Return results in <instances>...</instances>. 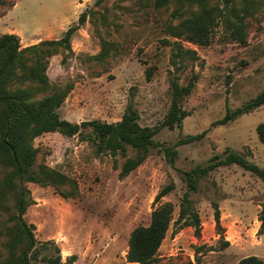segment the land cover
Returning <instances> with one entry per match:
<instances>
[{
	"label": "rangeland",
	"instance_id": "rangeland-1",
	"mask_svg": "<svg viewBox=\"0 0 264 264\" xmlns=\"http://www.w3.org/2000/svg\"><path fill=\"white\" fill-rule=\"evenodd\" d=\"M16 1L0 0V16ZM80 2L77 16L74 0H19L14 11L28 26L57 10L60 22L69 19L52 34L36 37L35 43L62 38L82 12L88 13L70 47L49 58L46 73L52 87H71L58 113L78 123L117 122L132 104L140 123L156 130L158 145L121 178L123 162L136 154L131 146L125 153L100 152L89 127L71 136L45 132L36 137V165L64 173L72 184L25 183L30 205L24 218L35 225L40 248L38 262L35 258L31 264L56 255V245L66 264H139L127 259L131 232L149 224L152 211L166 201L175 205L178 218L188 189L186 171L207 165L215 155L226 157L228 148L264 168V142L257 130L264 123V104L227 124L213 125L228 109L242 107L264 90V0L212 2L209 7L218 14L208 45L191 42L187 34H170V27L200 11L187 0ZM241 18L244 42L229 27ZM20 44L28 46L21 39ZM149 67H153L151 79L146 75ZM193 75L195 87L182 103L190 115L182 127L163 126L173 99L172 82L185 85ZM205 130L201 139L182 143ZM172 181L175 189L156 201L160 189ZM64 191L73 197H64ZM190 198L200 215L199 231L173 222L152 264H240L253 254L264 259V234L258 232L264 200L261 177L237 164L219 166L199 179ZM217 208L222 228L216 224ZM46 241L54 243L45 248ZM6 257L3 239L0 264Z\"/></svg>",
	"mask_w": 264,
	"mask_h": 264
},
{
	"label": "trees",
	"instance_id": "trees-1",
	"mask_svg": "<svg viewBox=\"0 0 264 264\" xmlns=\"http://www.w3.org/2000/svg\"><path fill=\"white\" fill-rule=\"evenodd\" d=\"M197 5L200 11L170 27V34L180 37L187 34L188 39L199 45L210 44L211 29L217 17L211 3L216 0H187ZM88 17L87 11L80 14L78 23L68 28L62 38L43 40L39 43L22 47L16 34H0V241L4 239L7 257L1 264H31L38 262L37 238L35 225L28 223L24 215L30 205V189L26 182L42 185L60 186L72 184L71 178L64 173L46 165L37 166L38 149L33 141L45 132H60L71 136L82 128H91L92 139L100 152L109 151L125 153L127 146L136 150V154L127 157L119 172L121 178L128 176L149 156L151 149L158 145L154 139L156 130L140 123L138 111L129 104L117 122H106L98 119L84 120L80 123L62 118L57 109L62 106L70 93L71 87L53 88L46 73L49 58L58 53L62 47H70L73 34L83 25ZM232 34L239 41H245L242 18L239 23H230ZM196 52V51H194ZM153 67L146 69L148 79L152 77ZM197 76L193 75L189 83L182 85L172 82L173 99L163 126L170 129L182 127L184 119L190 115L182 103L195 87ZM264 104V90L255 98L234 110L228 109L226 115L213 125L227 124L245 113L252 112ZM260 139L264 142V123L258 125ZM207 131L189 135L182 143L194 142L206 135ZM227 155L221 158L215 155L205 166H196L186 171L188 189L183 194L178 218L175 220V205L166 201L151 213L147 225L133 229L129 239L127 259L139 264H152L158 259V251L167 236L173 222L191 225L199 231L201 220L199 213L193 209L190 194L198 190V181L219 166L237 164L245 170L257 174L264 180V168L250 161L244 154L226 149ZM176 151L172 152L174 155ZM173 161V158L171 159ZM175 189V183L164 185L156 195V201ZM64 197H73L71 191L62 192ZM215 220L222 228L220 209L217 208ZM259 233L264 234V200L259 212ZM52 241H46L45 248ZM229 245V241L224 242ZM56 255L43 257L37 264H66L62 261L61 249L57 245ZM75 259L71 258L73 262ZM240 264H264L258 255H248Z\"/></svg>",
	"mask_w": 264,
	"mask_h": 264
},
{
	"label": "crops",
	"instance_id": "crops-1",
	"mask_svg": "<svg viewBox=\"0 0 264 264\" xmlns=\"http://www.w3.org/2000/svg\"><path fill=\"white\" fill-rule=\"evenodd\" d=\"M18 1L19 0H17L11 8L3 12L0 16V34H16L21 39V42L25 45H30L39 41L36 37H40L41 35L46 36L52 34L57 29H60L61 26L64 27L67 21L69 20L66 19L60 22L57 15V10L52 11L50 14H47V16L49 17L47 19H44L43 21L37 22L30 26L25 25L20 22V15L14 12ZM74 2L76 6L75 15L77 16L82 11V8L79 7V4L82 3L80 2V0H74ZM258 228L260 229V222Z\"/></svg>",
	"mask_w": 264,
	"mask_h": 264
}]
</instances>
